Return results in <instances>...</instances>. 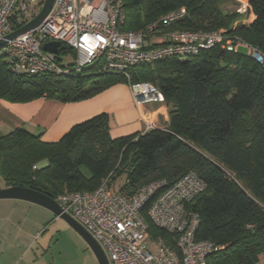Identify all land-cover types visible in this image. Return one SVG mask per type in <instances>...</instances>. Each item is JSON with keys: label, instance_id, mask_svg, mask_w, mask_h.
Returning <instances> with one entry per match:
<instances>
[{"label": "trees", "instance_id": "1", "mask_svg": "<svg viewBox=\"0 0 264 264\" xmlns=\"http://www.w3.org/2000/svg\"><path fill=\"white\" fill-rule=\"evenodd\" d=\"M224 1L123 0L124 29L146 31L162 16L185 8L184 21L160 26L151 35L223 31L228 39L237 35L262 62L250 52L216 46L185 59L134 67L129 81L117 73L87 71L79 78L19 75L0 55V100L79 102L115 85L150 83L164 95L170 122L164 130L113 139L110 116L101 114L74 126L57 143L16 129L0 136L5 186L36 187L56 199L66 192H93L109 176L116 188V179L127 173L120 190L131 195L152 182L174 184L194 173L208 185L188 204L199 217L196 240L223 247L207 264H258L264 254V0H244L254 20L239 28H232L237 15L224 12ZM45 161L47 167L34 169ZM147 211L148 205L149 235L176 249L174 237L157 229Z\"/></svg>", "mask_w": 264, "mask_h": 264}, {"label": "built area", "instance_id": "2", "mask_svg": "<svg viewBox=\"0 0 264 264\" xmlns=\"http://www.w3.org/2000/svg\"><path fill=\"white\" fill-rule=\"evenodd\" d=\"M44 1L0 0V42L35 19ZM241 9L240 13L250 21L253 15L247 1L242 2ZM188 15L181 8L162 16L146 31L132 32L124 29L123 0H54L40 27L6 40L2 49L10 69L19 75L79 78L86 71L96 69V75L117 73L130 81L129 72L140 65H154L170 58L185 59L216 46L229 53L246 47L241 42H232L223 31L168 32L164 41L153 40L151 34L160 26L169 28ZM49 42L60 43L73 55V61L65 64L60 58L63 52L59 55L46 52L43 47ZM250 53L259 62L263 61L257 51ZM128 85L137 106L165 104L164 95L153 84L129 82ZM141 118L145 117L141 115ZM147 129L152 130L153 125L149 123ZM207 187L204 180L189 173L174 184L162 179L129 195L114 188L109 176L93 192H66L55 200L64 213L101 245L110 264H207L208 257L223 247L196 240L199 217L188 209V204ZM147 205L151 223L174 237L176 249L149 235L144 216Z\"/></svg>", "mask_w": 264, "mask_h": 264}, {"label": "crops", "instance_id": "3", "mask_svg": "<svg viewBox=\"0 0 264 264\" xmlns=\"http://www.w3.org/2000/svg\"><path fill=\"white\" fill-rule=\"evenodd\" d=\"M251 19L254 20L253 16ZM164 36L165 33L160 34L157 41H164ZM101 114L110 116L113 139L146 133L147 125L141 115L153 129L164 130L170 123L166 104L137 106L129 85L119 84L79 102L47 98L28 103L0 100V136L23 128L35 136L41 135L45 143H57L74 126ZM38 166L45 168L48 162ZM5 188L0 176V189ZM52 216V212L29 202L0 200V264H35L39 258L33 251L34 242L42 238L40 233ZM27 258L28 262L23 263ZM94 264H98L97 259ZM258 264H264V254L260 255Z\"/></svg>", "mask_w": 264, "mask_h": 264}, {"label": "rangeland", "instance_id": "4", "mask_svg": "<svg viewBox=\"0 0 264 264\" xmlns=\"http://www.w3.org/2000/svg\"><path fill=\"white\" fill-rule=\"evenodd\" d=\"M242 2L244 0H225L222 3L224 12L237 15L236 20L233 22L232 28L245 27L249 21L245 15L241 14ZM36 13V12H35ZM224 30V29H222ZM163 34L160 30L156 35H152L153 40H157L158 36ZM229 38L232 42L243 43L246 47H241L239 53L242 55H248L252 52V49L237 35H230ZM5 54L3 49L0 50V55ZM60 58L63 59L65 64L73 61V55L68 52L66 54H60ZM96 69L87 71L89 74H96ZM147 128L149 123L144 119ZM39 165V164H38ZM36 165V166H38ZM39 168V166H38ZM127 179V173L122 174L116 179L115 187L122 188L125 185ZM39 242H34L33 251L38 255L39 260L35 264H94L95 256L85 240L76 232L65 220L61 218H55V215L51 217L44 230L40 233ZM156 246V245H155ZM156 248V247H155ZM152 248L155 252L156 249ZM28 258L23 263H27Z\"/></svg>", "mask_w": 264, "mask_h": 264}, {"label": "water", "instance_id": "5", "mask_svg": "<svg viewBox=\"0 0 264 264\" xmlns=\"http://www.w3.org/2000/svg\"><path fill=\"white\" fill-rule=\"evenodd\" d=\"M54 0H45L44 6L39 13V15L33 19L30 23L24 27L16 30L14 33L8 35L6 40H13L19 36L27 34L42 25L45 19L48 17ZM6 40L0 42V50L6 44ZM44 50L46 52L59 55L61 52L66 51L65 47H62L58 42H49L44 45ZM261 60V59H260ZM0 200H19L29 202L40 207L47 209L52 212L58 218L65 220L78 234L85 240L89 248L96 257L98 264H110L107 255L102 249L101 245L93 238V236L75 219L70 215L63 212L59 203L55 200L53 195L48 192H44L42 189L36 187H9L5 189H0Z\"/></svg>", "mask_w": 264, "mask_h": 264}]
</instances>
